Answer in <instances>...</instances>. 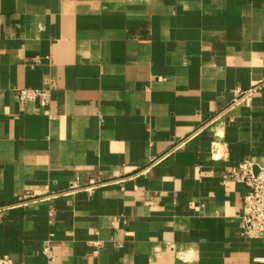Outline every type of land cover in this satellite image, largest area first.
I'll return each instance as SVG.
<instances>
[{"label": "crops", "instance_id": "0c3cea01", "mask_svg": "<svg viewBox=\"0 0 264 264\" xmlns=\"http://www.w3.org/2000/svg\"><path fill=\"white\" fill-rule=\"evenodd\" d=\"M246 160L264 0H0V264H264Z\"/></svg>", "mask_w": 264, "mask_h": 264}, {"label": "built area", "instance_id": "2783aa9c", "mask_svg": "<svg viewBox=\"0 0 264 264\" xmlns=\"http://www.w3.org/2000/svg\"><path fill=\"white\" fill-rule=\"evenodd\" d=\"M50 88V82H47L43 88L19 87L16 89V94L21 103L37 98L48 102ZM235 92L238 94L235 102L239 103L251 97L256 92V88H251L247 91H242L240 88H237ZM255 167L254 162L246 160L240 164L236 171L227 175L226 179L232 178L239 182H244L249 188L243 201L242 235L248 238H264V166H257V172L255 171ZM95 186L96 183L93 180L87 190L90 191ZM73 187L75 186L73 185ZM7 209L8 207L0 208V220L3 218V212ZM46 250H49V248H46ZM95 252H98V250ZM2 262L7 261L2 260Z\"/></svg>", "mask_w": 264, "mask_h": 264}, {"label": "water", "instance_id": "95a60500", "mask_svg": "<svg viewBox=\"0 0 264 264\" xmlns=\"http://www.w3.org/2000/svg\"><path fill=\"white\" fill-rule=\"evenodd\" d=\"M255 171H256V172L258 171V167H255Z\"/></svg>", "mask_w": 264, "mask_h": 264}]
</instances>
